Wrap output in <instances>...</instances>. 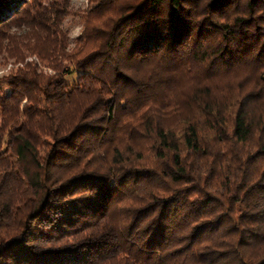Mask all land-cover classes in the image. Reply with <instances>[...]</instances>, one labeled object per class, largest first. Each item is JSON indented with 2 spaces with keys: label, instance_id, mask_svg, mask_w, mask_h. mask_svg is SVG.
<instances>
[{
  "label": "trees",
  "instance_id": "trees-1",
  "mask_svg": "<svg viewBox=\"0 0 264 264\" xmlns=\"http://www.w3.org/2000/svg\"><path fill=\"white\" fill-rule=\"evenodd\" d=\"M89 1L0 0V264H264V0Z\"/></svg>",
  "mask_w": 264,
  "mask_h": 264
},
{
  "label": "rangeland",
  "instance_id": "rangeland-1",
  "mask_svg": "<svg viewBox=\"0 0 264 264\" xmlns=\"http://www.w3.org/2000/svg\"><path fill=\"white\" fill-rule=\"evenodd\" d=\"M48 2H43L42 6L46 10V7ZM89 0H68V8L70 9V12L72 13V16H68L64 19L62 22V29L66 33L68 39L70 41H73L81 32V25H82V15L84 12L88 11L92 5ZM47 12V11H45ZM33 16V14H31ZM46 16H48L46 14ZM42 26L47 27L49 23H46L45 20L39 21ZM49 28V26H48ZM11 33H14L16 37H18V34H22L19 31H16L15 29L11 30ZM53 35L55 38H58L56 33ZM71 47V45H70ZM4 54L0 55V78L7 75L11 70H15L17 67H22L27 62H33L37 65V68L40 69L42 72L49 74L51 73L50 70H46L45 68H42L40 64L38 63L37 59L34 56H28L25 58L22 63H14V59L4 58ZM64 80L66 82H70L73 80V77L71 76H65ZM1 88L2 85H0ZM4 89V88H3ZM21 104L18 107V110L20 109ZM15 108L14 106L7 105L6 109L2 111L3 114H7L8 112H14Z\"/></svg>",
  "mask_w": 264,
  "mask_h": 264
}]
</instances>
